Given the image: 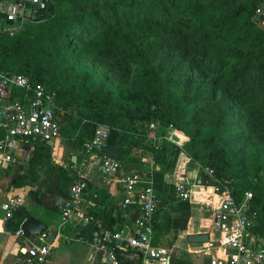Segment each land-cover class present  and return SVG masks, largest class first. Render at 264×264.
<instances>
[{"label":"trees","instance_id":"16d2710c","mask_svg":"<svg viewBox=\"0 0 264 264\" xmlns=\"http://www.w3.org/2000/svg\"><path fill=\"white\" fill-rule=\"evenodd\" d=\"M257 7L264 0H51L40 21L0 34V69L53 94L62 134L65 123L69 136L78 129L85 142L97 125L106 126L104 147L117 153L123 170L143 168L130 155L133 147L151 153L152 186L163 204L154 214L152 244L179 228L171 208H190L189 201H173V183L166 180L184 156L197 165L199 185L225 187L236 200L250 192L254 232L264 243V17L258 19ZM81 60L105 65L107 75ZM149 122L160 132L171 125L187 140L180 147L164 139L150 144ZM30 144L29 171H41L51 183L29 196L55 210L49 198L65 197L75 177L52 164L44 142ZM246 147L256 153L245 154ZM78 148L76 164L85 154ZM18 179L16 186L25 183ZM87 198L90 214L106 227L122 220L95 182L87 181ZM135 206L136 200L127 212ZM18 210L4 221L7 231L23 219ZM94 223L78 232L91 233Z\"/></svg>","mask_w":264,"mask_h":264},{"label":"built area","instance_id":"2783aa9c","mask_svg":"<svg viewBox=\"0 0 264 264\" xmlns=\"http://www.w3.org/2000/svg\"><path fill=\"white\" fill-rule=\"evenodd\" d=\"M50 3L51 0H0V34L12 35L25 24L40 21ZM263 9L264 7H257L255 13L263 14ZM158 128L157 122L147 124V139L150 144L164 139L167 143L180 147L187 140L185 135L171 125L164 132H160ZM0 129V169L18 163L15 153L23 144L31 146V141L45 144L52 141V149L63 139L54 114L53 94L41 83L4 69H0ZM107 131L108 128L104 125L94 128L92 136L84 142L87 155L78 164L70 162L66 166L63 162L59 163L75 178L68 186L66 196L59 198L56 203L58 220L53 231L54 237L52 241L45 242L42 231L36 237L25 238L22 250L26 259L22 264H47L51 248L57 240L85 244L89 249V263L97 261V264H123L129 258L125 252L137 258L130 264H165L168 260L167 251L152 244L151 240L154 214L163 206L152 186L151 153L142 147H133L130 155L143 168L123 170L118 157L115 159L101 151L105 146ZM19 144H22L21 148ZM89 154L96 155L99 172L114 181L121 193L113 211H119L125 217L127 206L132 201H137L138 208L135 215H131L130 224L122 222L119 227L115 225L108 228L90 214L91 203L87 198ZM206 172L209 174L210 170ZM169 179L173 183V201H189L191 191L184 169L177 168L171 178H166ZM208 188L210 192L207 191ZM208 188L205 190L210 228L214 237L207 243L209 248H212V244L213 247H219L221 253L206 251L205 264H264L263 239L254 232L256 216L249 210L250 192L244 191L241 199L236 200L225 187L220 189L213 185ZM17 208L16 197L0 203L3 228L4 221ZM92 223L96 228L91 233L82 235L78 232L79 228H86ZM13 233L22 235L19 227Z\"/></svg>","mask_w":264,"mask_h":264},{"label":"crops","instance_id":"0c3cea01","mask_svg":"<svg viewBox=\"0 0 264 264\" xmlns=\"http://www.w3.org/2000/svg\"><path fill=\"white\" fill-rule=\"evenodd\" d=\"M61 143L62 142L57 143L56 145H54L52 149L49 147L51 151V154H50L51 158L54 161L58 159L55 155L56 148H60ZM21 145L22 144H19L20 148H21ZM31 151H32V146H27L23 144L22 148L18 149L17 152L15 153L18 159V163L15 165L0 169V203L7 200L10 197H16L18 200V208L20 211H22V214H23V219L21 220V222L27 216H33L34 218L38 219L43 224H44V221L52 219L56 225V222L58 220V215H57V210H56V203L59 199L58 197L49 198L51 200L52 205L55 207V210H54V209H51V207L44 206V204H39L31 200L29 193H27L28 189L25 186L27 185V183H23L20 186L15 185V183L17 182L16 173L18 172V169L21 167V165L28 164V159L30 157ZM88 156L89 157H88L87 162L89 163L88 164L89 169H88L87 179H89L90 182H95L101 188L105 189L108 193L107 201H110V203L112 202L113 204L116 202L114 204L115 206L113 207V208H116L117 199L121 197V193L118 189V186L109 177L102 175L99 172L98 158L96 157V155L89 154ZM58 161L63 162L61 160H58ZM180 167L184 169V172L186 171L182 164V161L180 162V165L179 163L176 164L174 170ZM188 172L189 174L192 175L191 171H188ZM186 179L188 180V183H189L188 186H189L190 182H189V177L187 174H186ZM196 184H198V181H196ZM196 186H197L196 188H200L199 184ZM190 190H193V189H190ZM191 193H190V196L192 197ZM51 203H49L50 206H52ZM106 208H108V206ZM136 210H137L136 206L132 207L130 211L127 212V215L125 217H122V220L120 222L113 223L112 226L120 225L122 222L130 224L131 215H135ZM1 217H2V211L0 209V264H22L26 259V256L22 250V245L25 240V237H23L22 235H16L11 230H8V232H6V230L3 228ZM103 218L106 222L107 217L103 216ZM187 227L188 228L184 230V234L181 235L180 233V237L176 239L174 243V247L170 248V253H168V261H169V258L172 257L174 259H179V260L181 259L182 264L183 263L184 264L185 263L186 264H205L207 260V256L204 253L206 251H209L212 254L221 253V249L219 247H217L216 245L213 247V244H212V248H209V245L207 243L210 239H213L214 237V234L210 228L209 211L206 212L203 220L197 223V226L194 224L190 226L188 225ZM45 229H46V226L42 231H44ZM53 231L54 230H52V232ZM195 233L207 234V241L201 242V243L187 242L186 240L187 235L195 234ZM44 241L49 242V241H46L45 237H44ZM59 241L64 242L62 240H57L55 241L56 242L55 246L58 245ZM54 247L51 248V252L48 257L47 264L57 263V261L56 262L54 261V255H53ZM164 249L166 250V248ZM88 252H89V249H88ZM88 252L85 254L86 262L88 264H97V261L90 262V263L87 261ZM124 254L129 256V258H127V261L132 262L137 259L135 256L129 255V252H125ZM63 256L64 257L62 258L61 262L58 261V264H72L75 261V257L70 252L65 253Z\"/></svg>","mask_w":264,"mask_h":264},{"label":"rangeland","instance_id":"374dc122","mask_svg":"<svg viewBox=\"0 0 264 264\" xmlns=\"http://www.w3.org/2000/svg\"><path fill=\"white\" fill-rule=\"evenodd\" d=\"M80 63H82L84 66L91 67L98 74L107 75L108 73L105 65L94 64L90 61H85V60H81ZM130 68H131V64L129 62L126 75H128ZM109 80L112 81V83L114 84L119 83L115 80H111V79ZM64 130H65V133L62 134L63 139H62L61 146L60 148H56L55 155L58 159L55 161L52 160L51 155H50L51 151H49V159L53 165L59 166L60 161L58 160H61L67 166L68 160L71 156L81 153V148H78V146L81 145L84 147L83 138L86 136H84V134H82L80 130L76 129L74 131V134L69 136L71 132V131L69 132L70 127L65 123H64ZM77 137H80V142L76 140ZM243 151L247 155H253L256 153L254 149L249 148V147H246ZM86 155L87 154L85 151V154L82 155L83 158ZM181 161L186 170L185 174H187L189 177V182H190L189 187L190 189H193V190H190L192 191L191 193L192 197L190 196L189 198L190 208L188 210L183 211L180 208H174V207L171 208L173 212L170 215L173 217L172 219H178L180 226L177 229L171 228L172 231L169 230L168 232L164 234V236L162 235L161 237H159L158 246L166 248L167 254L170 253V248L174 247V243L176 239L180 237V233L181 235H183L184 230L188 228L187 227L188 225L190 226V225L195 224L197 226V223L201 222L206 212H208V206H207L208 197L206 195L205 187L200 185V188H196L197 187L196 185H198L196 184V181H195V178L198 176L197 165L192 163L185 156L181 157V159L178 162L179 165ZM29 169H30L29 164L21 165V167L18 169V172L16 173L17 181H19L18 178L22 177V180L25 183H27V185H25L28 189L27 193H29L30 191H34V192L43 191L45 189L46 184H50L51 182L46 180V175L43 174L41 171L33 172V171H29ZM188 171H191L192 175L189 174ZM163 175H167V174L164 173ZM44 224L46 226V229L43 231L45 234V239L46 241L50 242L52 241L54 237V232H52V230L55 229L56 225L52 219L44 221ZM53 250H54L53 251L54 261L55 262L57 261L56 264H58V261L61 262L62 258L64 257L63 255L68 252L72 253L73 256L75 257V261L72 264H88L85 260V254L88 252V248L80 242H61L59 241L58 245L55 246Z\"/></svg>","mask_w":264,"mask_h":264},{"label":"water","instance_id":"95a60500","mask_svg":"<svg viewBox=\"0 0 264 264\" xmlns=\"http://www.w3.org/2000/svg\"><path fill=\"white\" fill-rule=\"evenodd\" d=\"M264 15L260 14L258 15V19H263ZM46 144L48 147H52V141H47ZM102 153L111 156L113 158H117L118 155L116 152L112 151L111 149L107 147H103L101 149ZM71 162H75V157H71ZM208 192H210V189H207ZM19 228L21 230L22 236L25 238H29L31 236H38L42 230L45 228L44 224L41 223L38 219L34 218L33 216H27L19 225ZM187 242L189 243H201L207 241V234L205 233H195V234H188L186 237ZM165 264H169V261L167 260Z\"/></svg>","mask_w":264,"mask_h":264}]
</instances>
